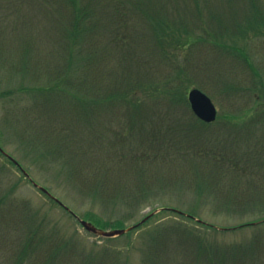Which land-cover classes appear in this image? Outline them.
<instances>
[{
    "label": "rangeland",
    "instance_id": "1",
    "mask_svg": "<svg viewBox=\"0 0 264 264\" xmlns=\"http://www.w3.org/2000/svg\"><path fill=\"white\" fill-rule=\"evenodd\" d=\"M63 1L0 0V146L99 227L151 216L96 237L0 153V264H264V0H76L75 19ZM168 113L190 132L138 159ZM90 131L87 165L123 153L99 177L69 144Z\"/></svg>",
    "mask_w": 264,
    "mask_h": 264
},
{
    "label": "trees",
    "instance_id": "2",
    "mask_svg": "<svg viewBox=\"0 0 264 264\" xmlns=\"http://www.w3.org/2000/svg\"><path fill=\"white\" fill-rule=\"evenodd\" d=\"M39 2L45 3L47 5L49 0H45V2H44V0H39ZM63 2L66 5H69L70 14L72 15V17H74V19L77 17L82 18L83 16H85L86 10H88L86 4H84L83 2H81L79 5H78L76 0H64ZM122 9L123 8H122L121 3L118 0H115L110 13H113V14L118 16V14L126 12L124 9L123 10ZM124 99H126V98H124ZM173 100L179 103V97L171 98V101H173ZM79 101H82V99H79ZM93 103H95V102L93 101ZM89 106L92 109V102L91 103L89 102ZM132 108H134V107H132ZM80 115L88 121L85 113L80 114ZM179 117L182 119L181 116H179ZM189 121H191V118H189L188 121L186 119H183L182 121H180L178 117L174 116V114L168 113V114L160 115L158 117V121L155 124L150 122L148 129L146 127H143L144 124H141L140 125V128H141L140 133L142 136H141L140 141L142 140V142H139L138 146L146 144L147 153L144 156V154L141 151V148H139L138 150H140V151L136 154L137 158L145 160L144 158L153 149L157 150V153L160 157L161 154L165 151L164 149H166L163 146L164 145L163 140L168 139V141L170 143L172 142V144L176 145L178 143L179 139L181 138V137H179V136H181L180 135L181 133L190 132L189 129L187 128ZM132 124L133 123L130 122V125H132ZM82 130L83 129H81L79 127V131H82ZM177 133H179V136H176V135H178ZM91 137H92L91 131L88 134L87 139L85 136H80L78 133H76L75 137H70L73 141H70V143H69L71 146L73 143V145L76 147H83L82 149L77 148L78 149V152H77L78 156L76 155V153H74V154H75V156H77L78 161L80 163L84 164L82 166V168L87 166L88 171L91 170L90 173L87 172V173H89L90 177H99L100 175L105 174V172H104L105 165L108 167H116V166H119L124 161V159L121 160V158H123L122 157L123 153H121V151H119V153H116L117 157H114V155H113L114 152H112V156H113L112 158H110L111 156H108L107 158H99L95 162L90 161V162H92V164H96L95 167H92L90 164L87 165V162H89V157L92 155V151L90 150V147L88 145V144H90V141L93 142L91 140ZM185 140H187V139H185ZM84 146H86V148ZM78 166H80V165H78ZM79 177H80L79 179H81V175H79ZM84 179H86V178L84 177ZM82 183H84V182H82ZM92 186H95V185H92ZM178 215L182 216L181 214H178ZM186 218H188V217H186ZM112 224L113 223H104V227H110ZM114 225L115 224H113L112 227H114ZM57 248H59L60 250L62 249L61 243L57 246Z\"/></svg>",
    "mask_w": 264,
    "mask_h": 264
},
{
    "label": "water",
    "instance_id": "3",
    "mask_svg": "<svg viewBox=\"0 0 264 264\" xmlns=\"http://www.w3.org/2000/svg\"><path fill=\"white\" fill-rule=\"evenodd\" d=\"M187 98H188V101H189V104H190L192 112L199 119H201L202 121H205V122H212V121L215 120L216 114H217L216 108H215L213 102L211 101V99L205 93H203L202 91H200L197 88H192V89H190L188 91ZM0 151L3 153L1 148H0ZM5 155L8 158H10L16 165H18V163L13 158L8 156L7 154H5ZM22 172L25 174V176L27 178H29V175L25 172V170L22 169ZM32 183H33V185L35 187H38L42 192H44L48 196L52 197L58 204H60L61 206H64L62 202H60L55 197L51 196V194L45 188L37 185L34 182H32ZM65 208L67 209V207H65ZM74 216L78 220L80 225L86 231H88L89 233H91V234H93V235H95L97 237H104V238L115 237L117 235L123 234V233L127 232L129 229H131V228L135 227L136 225H138V224L132 225V226H130L128 228H117V229H111V230H104L102 228H99V227L95 226L93 223H91L89 221L81 219L77 215H74ZM147 217H149V216H147ZM146 218H144L140 223L145 221ZM196 220L201 221L199 219H196Z\"/></svg>",
    "mask_w": 264,
    "mask_h": 264
}]
</instances>
